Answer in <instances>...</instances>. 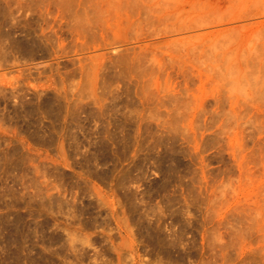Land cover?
<instances>
[{"label": "rangeland", "instance_id": "1", "mask_svg": "<svg viewBox=\"0 0 264 264\" xmlns=\"http://www.w3.org/2000/svg\"><path fill=\"white\" fill-rule=\"evenodd\" d=\"M263 46L264 0H0V264H264Z\"/></svg>", "mask_w": 264, "mask_h": 264}, {"label": "clouds", "instance_id": "2", "mask_svg": "<svg viewBox=\"0 0 264 264\" xmlns=\"http://www.w3.org/2000/svg\"><path fill=\"white\" fill-rule=\"evenodd\" d=\"M218 243H222V239H218V241H217Z\"/></svg>", "mask_w": 264, "mask_h": 264}, {"label": "bare ground", "instance_id": "3", "mask_svg": "<svg viewBox=\"0 0 264 264\" xmlns=\"http://www.w3.org/2000/svg\"><path fill=\"white\" fill-rule=\"evenodd\" d=\"M257 23V22H256ZM256 26V25H255ZM262 26V25H261ZM260 44H262L261 42H260ZM253 47V46H252ZM263 48H264V46H263ZM262 62V61H261ZM264 62V61H263ZM260 65V64H259ZM258 66V65H257ZM263 66V65H262Z\"/></svg>", "mask_w": 264, "mask_h": 264}]
</instances>
